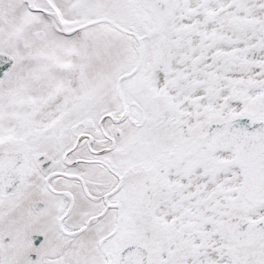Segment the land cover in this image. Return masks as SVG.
Instances as JSON below:
<instances>
[{
    "label": "snow or ice",
    "instance_id": "snow-or-ice-1",
    "mask_svg": "<svg viewBox=\"0 0 264 264\" xmlns=\"http://www.w3.org/2000/svg\"><path fill=\"white\" fill-rule=\"evenodd\" d=\"M0 264H264V0H0Z\"/></svg>",
    "mask_w": 264,
    "mask_h": 264
}]
</instances>
